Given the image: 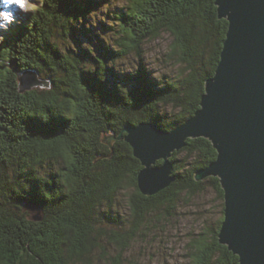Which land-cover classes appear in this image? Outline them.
<instances>
[{
  "label": "trees",
  "instance_id": "trees-1",
  "mask_svg": "<svg viewBox=\"0 0 264 264\" xmlns=\"http://www.w3.org/2000/svg\"><path fill=\"white\" fill-rule=\"evenodd\" d=\"M114 1L40 0L3 34L0 264H122L138 240L163 238L182 200L208 191L214 198L196 212L198 231L186 234V264H239L219 242L220 179H195L217 158L210 140L189 139L173 153L175 182L155 196L138 188L142 165L131 146L104 143L127 126L152 122L169 131L191 118L215 74L228 22L219 19L216 0H125L107 10ZM165 34L171 43L162 62L178 70L154 76L143 44ZM30 69L52 89L20 93L19 74ZM32 203L41 221L32 219Z\"/></svg>",
  "mask_w": 264,
  "mask_h": 264
},
{
  "label": "water",
  "instance_id": "water-1",
  "mask_svg": "<svg viewBox=\"0 0 264 264\" xmlns=\"http://www.w3.org/2000/svg\"><path fill=\"white\" fill-rule=\"evenodd\" d=\"M215 4L228 31L200 109L172 130L141 122L105 136L104 143L113 148L124 139L131 146L142 165L138 188L155 196L175 182L173 153L189 139L210 140L217 158L198 170L195 179H220L225 208L219 242L239 257V264H264V0ZM18 84L20 93L52 89V81L35 69L19 74ZM27 209L38 212L34 221L42 220L38 203Z\"/></svg>",
  "mask_w": 264,
  "mask_h": 264
},
{
  "label": "rangeland",
  "instance_id": "rangeland-1",
  "mask_svg": "<svg viewBox=\"0 0 264 264\" xmlns=\"http://www.w3.org/2000/svg\"><path fill=\"white\" fill-rule=\"evenodd\" d=\"M124 1L125 0H115L106 6L107 10L109 8L113 9L117 6H124ZM39 4L40 0H25V7L20 8L15 4L5 6L3 0H0V13L10 12L12 17L11 22H9L4 20L3 16H0V41L2 40L3 34L8 27V24L12 22L19 23L23 21L24 16L31 15L32 8ZM107 10L103 11L104 14L105 12L107 13ZM92 13H97V16L98 14L101 15V12L97 10ZM93 14L91 15V24L92 26L94 25L96 27V21L99 19H96V16H93ZM170 43V36L165 34L158 40L143 44L144 48L147 49L145 61L151 70L153 68L155 69V71H152L154 76H166V74H173L174 76L176 75L175 72L176 69L178 70V67L175 64L174 68L170 62H162V59L168 52ZM134 57L135 56H132L131 58L133 59L128 58L127 60L129 62H135ZM213 198L214 195L211 193V191H208L203 198H196V201L190 204L188 203V200H182L179 203L176 217L172 219L168 225L166 224L162 227L164 232L160 233L163 235V238L161 239L160 237V239H158L156 242L152 239V236L149 240H138V242L132 245L129 252H125L123 254L122 264H186V260L184 259L186 234H188V232L191 230L198 231L200 217L196 212L203 211L205 208H209ZM195 202H197L198 205L195 206ZM126 206L127 204L125 202L124 196L120 195L118 203L119 210H124V207ZM37 213V211H34L32 215H37ZM109 250L111 252H115V249L111 248V246H109Z\"/></svg>",
  "mask_w": 264,
  "mask_h": 264
},
{
  "label": "snow or ice",
  "instance_id": "snow-or-ice-1",
  "mask_svg": "<svg viewBox=\"0 0 264 264\" xmlns=\"http://www.w3.org/2000/svg\"><path fill=\"white\" fill-rule=\"evenodd\" d=\"M3 3L5 6H10L12 4L18 5L20 8L25 6V0H21V3H19V4L16 3L15 0H3ZM9 16H11L10 12L6 13V15L3 16V19L7 20Z\"/></svg>",
  "mask_w": 264,
  "mask_h": 264
},
{
  "label": "clouds",
  "instance_id": "clouds-1",
  "mask_svg": "<svg viewBox=\"0 0 264 264\" xmlns=\"http://www.w3.org/2000/svg\"><path fill=\"white\" fill-rule=\"evenodd\" d=\"M15 2L19 4V3H21V0H15ZM24 7L25 6H23L21 8H24ZM5 15H6V13H0V16H5ZM11 19H12V17L9 16L8 19H7V21L11 22Z\"/></svg>",
  "mask_w": 264,
  "mask_h": 264
},
{
  "label": "bare ground",
  "instance_id": "bare-ground-1",
  "mask_svg": "<svg viewBox=\"0 0 264 264\" xmlns=\"http://www.w3.org/2000/svg\"><path fill=\"white\" fill-rule=\"evenodd\" d=\"M60 106V105H59ZM114 147V146H113ZM113 149V148H112ZM178 155V154H177ZM183 166V165H182ZM182 168V167H181ZM198 168V167H197ZM189 172V171H188ZM193 173V172H192ZM167 208V207H166Z\"/></svg>",
  "mask_w": 264,
  "mask_h": 264
}]
</instances>
